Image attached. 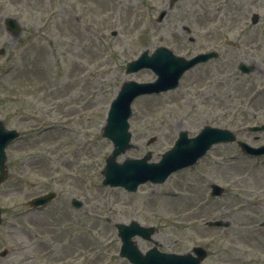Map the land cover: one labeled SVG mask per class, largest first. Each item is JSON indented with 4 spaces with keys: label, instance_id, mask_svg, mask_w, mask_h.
Segmentation results:
<instances>
[{
    "label": "rangeland",
    "instance_id": "rangeland-1",
    "mask_svg": "<svg viewBox=\"0 0 264 264\" xmlns=\"http://www.w3.org/2000/svg\"><path fill=\"white\" fill-rule=\"evenodd\" d=\"M169 1L0 0V81L13 88L8 102L0 85V120L22 134L8 149V166L25 163L0 186V254L7 252L0 264H129L114 225L131 221L155 226L163 252L201 246L209 252L205 264H264V158L251 160L235 144L215 146L162 185L148 183L133 194L102 186L113 145L101 133L112 101L125 82L157 79L151 70L126 74L145 50L165 47L187 59L217 51L220 58L186 73L177 90L134 102L136 149L119 163L147 152L159 162L180 132L194 137L208 125L264 145V132H249L264 124V0H179L158 23ZM8 17L21 25L18 37L6 30ZM240 63L254 72L243 75ZM36 110L39 117L51 113L50 131L44 133L47 119L25 116ZM211 183L226 195L212 198ZM49 191L59 195L54 204L29 209L31 199ZM74 198L82 209L72 208ZM215 220L230 226H207ZM135 240L143 252L153 247Z\"/></svg>",
    "mask_w": 264,
    "mask_h": 264
},
{
    "label": "water",
    "instance_id": "water-1",
    "mask_svg": "<svg viewBox=\"0 0 264 264\" xmlns=\"http://www.w3.org/2000/svg\"><path fill=\"white\" fill-rule=\"evenodd\" d=\"M177 1L171 0L170 8H173ZM167 13V11H163L158 21L161 22ZM257 21L258 17L255 16L253 22L257 23ZM6 27L15 36L21 34V29L17 21L13 18L6 20ZM217 56L216 53H210L199 55L192 60H186L175 56L170 50L161 47L151 56L148 51H145L138 60L128 64L127 74L137 73L143 69H151L158 76V79L156 82L148 84H137L136 82L125 83L118 97L111 105L107 123L103 129V137L113 142L114 151L107 160V165L103 171V175L106 178L104 180L105 186L124 187L129 192H135L141 184L149 181L155 184H162L173 173L196 164L213 145L236 141V137L232 132L207 126L195 138H189L188 132L180 133L175 147L167 152L159 163H148L152 158L151 153H148L142 160H127L123 164L117 163L118 156L134 148L130 144L132 135L129 133L128 123L132 115L131 105L133 101L141 95L160 94L161 92L177 88L179 80L185 72ZM239 69L246 74H250L254 70L253 67H248L245 64H241ZM251 131H264V126L251 128ZM18 138L19 133L17 131L7 130L4 124L0 122V184L8 177L5 150ZM238 144L247 155L253 157L264 155V146L261 148H253L243 142H239ZM211 188L213 196H221L224 193V189L218 185L213 184ZM55 197L56 194L51 193L35 198L30 202V205L33 208H39L51 203ZM73 205L76 208L83 206L77 200L73 201ZM210 226L227 227L228 224L213 222L210 223ZM116 227L123 244L121 256L128 259L132 264H200L206 257V252L198 248L194 250L198 258L192 255L182 256L161 253L157 247L150 250L146 255H143L132 239L140 236L152 241L156 229L153 227H142L137 222H132L129 226L118 224Z\"/></svg>",
    "mask_w": 264,
    "mask_h": 264
}]
</instances>
